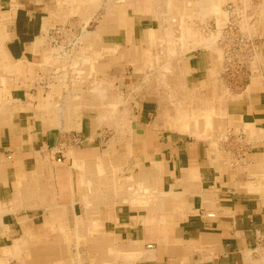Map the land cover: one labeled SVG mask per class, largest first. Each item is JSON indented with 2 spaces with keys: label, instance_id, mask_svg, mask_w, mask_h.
Segmentation results:
<instances>
[{
  "label": "crops",
  "instance_id": "crops-1",
  "mask_svg": "<svg viewBox=\"0 0 264 264\" xmlns=\"http://www.w3.org/2000/svg\"><path fill=\"white\" fill-rule=\"evenodd\" d=\"M83 1L0 0V20L8 18L0 35L1 53L12 67L8 70L12 74L5 78L9 82L5 89L8 95L3 99L0 95V262L24 261L23 254L17 252L21 238L35 236L42 227L71 230L69 218L73 215L80 219L85 214L83 206L79 209L80 175L75 169L96 167L102 162L110 164L114 171L118 166L124 174L120 178L125 179L122 192L112 194V206L100 209L99 214L104 216L95 223L100 228L98 241L112 242L118 261L264 264L253 257L262 252L257 247L264 240V51L261 61L256 58L248 66L245 89L231 97L224 94L216 80L223 64L211 51L195 49L179 64L177 70L183 71L190 109L213 114L210 133L203 121L199 122V129L191 125L182 129L176 117L169 119L163 111L154 115L153 99L144 92L142 97L136 95V102L132 101L136 108L130 114L124 144L116 146L110 142L100 149L95 144L98 138L93 124L84 116L73 128L83 142L77 146L61 133L70 127L67 114L57 107V100L63 96L56 93V85L40 80L38 66L48 55L46 45L56 28L68 24L77 30L84 23ZM95 1L90 5L112 8V0ZM126 1L124 5L135 12L127 20L132 25V46L142 47L144 33L150 29L147 25L155 21L146 14V7L153 5L154 0ZM251 4L253 31L264 35V0H252ZM224 13L225 16L214 14L216 34L212 33L213 39L205 42V46L212 44L210 49H214L226 25L228 14ZM114 20L111 13L98 21L100 34L109 36L110 41L112 31L106 29L112 27V21L115 25ZM120 31L123 39L110 45H126L128 50L127 31ZM217 50L223 60L222 51ZM106 68H110L108 78L112 81V77H117L112 71L125 72L126 67H112V62L100 67ZM134 73L125 76L132 92L135 87L137 91L141 88V81H134L138 79ZM0 79L3 83L4 78ZM172 81L177 82V78ZM41 82L48 87L45 93ZM222 124L245 128L247 135L254 138L255 151L248 153V163L240 169H228L224 156L203 140L218 146L225 138L222 131L218 132ZM134 177L149 182L152 190L146 188L147 194L133 196L130 179ZM55 219L59 226L52 224ZM77 247L80 253L81 246ZM51 251L37 253L33 263H59L53 260Z\"/></svg>",
  "mask_w": 264,
  "mask_h": 264
},
{
  "label": "rangeland",
  "instance_id": "rangeland-1",
  "mask_svg": "<svg viewBox=\"0 0 264 264\" xmlns=\"http://www.w3.org/2000/svg\"><path fill=\"white\" fill-rule=\"evenodd\" d=\"M125 1L112 0V8H109L100 5L92 6L95 0H84L81 9L84 11L81 15L84 23L79 25L77 30L69 27L68 24L58 27L60 32L57 34L53 32L46 45L48 55L42 65L38 66V73H40L41 81L45 79L49 85H56L58 88L56 93L59 97L63 96L61 101L57 100L59 101L57 107L64 115L67 114L70 126L67 131L61 132L64 139L70 137L72 144L78 146L82 138L80 136L77 138L73 128L84 116H88V120L93 124L94 132L98 135L95 136L98 138V143L95 141V144L99 145L100 149L105 148L110 142L116 146L124 144L125 132L130 128V114L136 108V104L132 101L134 98L137 99L138 93L142 97L144 92L153 99L154 115L163 111L164 116L169 119L176 117L182 129L189 128V125L198 128L199 122L203 121L206 131L209 132L208 130L214 126L213 114L211 111L204 110L196 113L190 109L191 104L183 81L184 74L183 71L178 73L180 71L177 68L198 48L211 51L217 56L219 62H223L217 50H220L218 41L214 43V49H210L212 44L207 45L209 47L205 46V42L209 41V38L213 39L211 33H214L216 28L214 14L225 16L224 12L228 3L240 2L243 6L244 17L239 23L242 33L264 39L263 34L259 35L253 31L255 26L251 21L253 15L250 14L254 7V4H251L252 0H154L153 5L146 7L148 9L146 14L155 21L147 25L150 29L144 33L145 44L142 47L132 46L130 40L132 25L127 20L131 19L135 12L132 7L124 5L127 3ZM111 13L116 26L112 21V27H107L106 31H112V33L109 32L112 34V41L109 36L105 37L104 33L100 34L101 27L98 26L100 18L108 17ZM7 20L8 18L0 20V35L3 32V23ZM218 27L221 29V24ZM121 29L127 31L128 42H130V44L127 43L128 50L126 45H110L114 40L123 39ZM109 33L107 35H110ZM2 45L0 44V78H4V82L2 83L0 79V95L3 99L8 95L5 89L9 88V82L7 83L5 78H9L8 76L12 74L8 72L12 67L2 57ZM257 58L259 62L263 57L260 55ZM110 62L115 68L120 65L126 67L125 72L112 71L117 75L116 78L112 77V81L108 78L110 68L100 69V67H107ZM133 72L138 76V79H133L135 82L141 81V88L137 91L135 87L132 92L125 83V76H131ZM244 73L241 79L236 76L233 80L226 81L222 76V70L220 71L216 80L226 96H234L236 92L245 89L248 83L247 70ZM175 77L177 82L172 81ZM40 84L41 91L45 93L48 90L46 83ZM145 89L148 91H144ZM32 91L37 90L32 89ZM141 91H143L142 95ZM220 126L221 129L218 132L222 131L225 138L218 142V146H212L210 140L206 138L203 140L209 142L211 148L217 149L224 156L227 168L231 171L244 167L248 163V153L255 151L254 138L247 135L245 128L241 129L230 124ZM239 136H242L241 147L245 148L244 152L240 151V146V149L235 151L240 144L236 143L239 142L237 140ZM77 140L80 143H77ZM212 140L214 141V137ZM112 169L110 164L102 162L96 167H76L75 171L80 175L82 198L79 209L84 207V216L77 219L72 215V219L69 218L71 230L66 227L67 232H63L64 230L58 227L47 229L42 227L43 230L35 233V236L26 235L21 238L23 241L17 246V252L23 254L25 260L9 263L5 261L0 264H46L45 262L35 263V261L33 263L36 254H42L46 249L52 250L53 260L59 261L56 264H125L118 261V256L114 251L112 252V242L103 241L105 243L102 244L103 242L98 241L100 228L95 225L104 216L99 214L100 209L112 206V194H120L122 192L120 188L124 186L125 179L120 178L124 174L119 172L118 166L116 171ZM130 181L134 186V189L130 190L133 196L140 197L142 194H147L148 190H152L151 184L143 178L134 177ZM261 183L264 188V176ZM140 186L145 189L136 188ZM40 222L37 221V223ZM42 222L44 223L45 219ZM51 222L59 226L57 219ZM77 246H81L80 253ZM259 248L262 252L254 253L253 257L264 262V240Z\"/></svg>",
  "mask_w": 264,
  "mask_h": 264
},
{
  "label": "built area",
  "instance_id": "built-area-1",
  "mask_svg": "<svg viewBox=\"0 0 264 264\" xmlns=\"http://www.w3.org/2000/svg\"><path fill=\"white\" fill-rule=\"evenodd\" d=\"M225 10L228 18L225 27L222 29L221 36L218 39V44L223 53L222 76L227 81L228 79L233 80L236 76L240 79L244 76V71L247 70L250 63L252 61L254 62L257 56L264 51V39L242 33L239 24L244 17L242 5L236 4L235 6V4H228ZM54 32L57 34V32H60V28H56ZM237 140L239 142L236 143L241 144L242 136H239ZM77 143H80V141L77 140ZM240 144L237 146L241 147L242 144ZM240 151L244 152L246 150L244 147H241ZM207 216L213 217L212 214H208ZM262 243L263 240H260L257 248L262 246Z\"/></svg>",
  "mask_w": 264,
  "mask_h": 264
},
{
  "label": "bare ground",
  "instance_id": "bare-ground-1",
  "mask_svg": "<svg viewBox=\"0 0 264 264\" xmlns=\"http://www.w3.org/2000/svg\"><path fill=\"white\" fill-rule=\"evenodd\" d=\"M235 6H236V4H235ZM221 32H222V31H221ZM221 32H220V34H219V38H220V36H221ZM214 33H215V31H214ZM214 33H213V34H214ZM211 34H212V33H211ZM219 38H218V39H219ZM220 50H221V49H220ZM221 51H222V50H221ZM251 63H253V61H252ZM247 72H248V70H247ZM256 251H258V250L256 249L255 252H256ZM261 251H262V250H261Z\"/></svg>",
  "mask_w": 264,
  "mask_h": 264
}]
</instances>
